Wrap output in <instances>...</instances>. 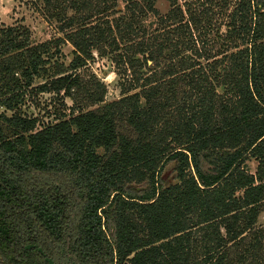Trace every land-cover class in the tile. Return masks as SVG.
<instances>
[{
	"label": "trees",
	"instance_id": "obj_1",
	"mask_svg": "<svg viewBox=\"0 0 264 264\" xmlns=\"http://www.w3.org/2000/svg\"><path fill=\"white\" fill-rule=\"evenodd\" d=\"M41 1L65 39L0 24V264H264V0ZM45 94L69 114L23 112Z\"/></svg>",
	"mask_w": 264,
	"mask_h": 264
},
{
	"label": "rangeland",
	"instance_id": "obj_2",
	"mask_svg": "<svg viewBox=\"0 0 264 264\" xmlns=\"http://www.w3.org/2000/svg\"><path fill=\"white\" fill-rule=\"evenodd\" d=\"M179 5L182 6L183 1L180 0ZM155 7L160 13V16L165 15L169 10L167 2L163 0H160ZM0 24L7 27L19 25L27 28L33 44L52 42L54 45L55 41L65 39L68 33L66 31H59V24L48 18L41 0H0ZM205 36L207 35L203 33L198 38V48L203 47ZM210 36L212 35H208V38ZM57 50L58 53H54L55 50L52 49L51 53H53V56L50 64L57 63L67 68L74 57L72 54V46L64 41L58 45ZM200 63L201 66H205L204 61L201 60ZM78 72L87 78L94 76L98 82L103 84L106 89L104 103H109L119 98L121 76L118 75L117 70L108 56L102 58L96 52H92V59L87 62L85 68ZM29 101L22 108L23 112L28 116L37 117L44 124L54 122L57 113L68 115L69 109L73 106L69 99H61L60 97L47 94L38 95ZM256 166L257 163L254 160H250L246 162L245 169L250 174H254ZM160 181L165 186L177 183L171 163L163 168ZM256 227H264V213L261 214V218Z\"/></svg>",
	"mask_w": 264,
	"mask_h": 264
}]
</instances>
